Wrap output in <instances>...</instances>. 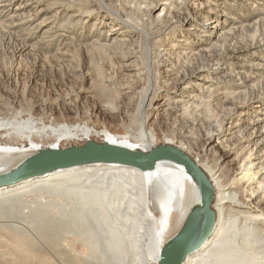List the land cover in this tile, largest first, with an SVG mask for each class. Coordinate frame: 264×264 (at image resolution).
I'll return each mask as SVG.
<instances>
[{
    "label": "rangeland",
    "instance_id": "rangeland-1",
    "mask_svg": "<svg viewBox=\"0 0 264 264\" xmlns=\"http://www.w3.org/2000/svg\"><path fill=\"white\" fill-rule=\"evenodd\" d=\"M178 1L0 0V122L28 123L41 130L43 140L52 136L50 129L65 126L104 129L147 147L173 144L199 154L208 167L219 166V184L229 187L225 192L246 201L256 195L263 212L264 171L238 178L239 162L231 163L235 155L207 150L206 134L222 124L235 103L264 92V0H190L186 9ZM208 17L211 22L202 25ZM225 47V54L214 59L220 68L206 66L188 78L193 88L173 93V98L194 95L193 107L176 117L166 110L145 120L150 89L174 87L177 74L203 68L211 53ZM228 70L232 84L207 81L225 79ZM252 104L237 112L247 119L253 109L264 111V97L261 108ZM237 142L233 136L226 144L231 148ZM251 148L264 152L259 139ZM250 181H255L252 189ZM79 233L62 238L71 263L51 254L38 263L1 242L0 264H73L74 256L85 257L93 249Z\"/></svg>",
    "mask_w": 264,
    "mask_h": 264
},
{
    "label": "bare ground",
    "instance_id": "bare-ground-1",
    "mask_svg": "<svg viewBox=\"0 0 264 264\" xmlns=\"http://www.w3.org/2000/svg\"><path fill=\"white\" fill-rule=\"evenodd\" d=\"M189 1L178 2L186 9ZM175 9H179L178 5ZM209 22L210 17L202 25ZM176 47L170 44L168 48ZM225 50L227 47L211 53L213 58L206 63L208 65L203 64V68L181 76L177 74L179 79L174 87L168 88L167 83L150 89L144 107L151 112L145 120L166 110L170 117H176L179 110L184 112L193 107L194 95L173 98V93L180 94L191 88L188 78L206 66L220 68L214 59L224 55ZM224 74L225 79L206 80H223L229 85L235 82L231 71ZM243 78L241 83L246 82L247 76L240 79ZM199 92L204 94L207 90ZM161 95L163 102L158 103ZM263 97L264 92L235 103L233 112L222 124L206 134L207 150L215 147L224 157L235 155L231 163L239 162L238 178L247 177L254 170L259 177L264 171V152L251 148L256 139L264 145V111L259 105ZM247 103L261 109H253L245 119V114H239L237 108ZM243 124L246 125L241 130ZM50 132L52 136L43 140L41 130H34L28 123L13 121L9 126L0 122V167L39 149L60 148L88 139L105 140L133 149L147 148L141 140L128 143L126 141H131L128 136L104 129L72 131L64 126L50 129ZM233 136H237L238 142L228 148L226 143ZM179 149L190 155L212 182L216 219L211 234L182 264H264V211L258 197L252 195L248 201L233 197L225 192L229 187L219 184V166L208 167L199 154ZM245 149L248 150L246 157ZM252 183L255 181L247 183L248 188H253ZM198 202L197 185L187 169L170 160L158 161L151 170L116 164L57 170L0 189V243L8 244L17 256L38 263L45 262L47 254L71 263V253L63 245L62 238L66 232H82L93 249L89 253L87 250L85 257L74 256L73 264H156L167 236L179 227L190 208Z\"/></svg>",
    "mask_w": 264,
    "mask_h": 264
},
{
    "label": "water",
    "instance_id": "water-1",
    "mask_svg": "<svg viewBox=\"0 0 264 264\" xmlns=\"http://www.w3.org/2000/svg\"><path fill=\"white\" fill-rule=\"evenodd\" d=\"M161 160L184 166L197 185L199 202L187 212L179 227L167 236L159 250L156 264H182L213 231L214 187L207 174L187 153L173 144L164 143L133 149L121 144L88 139L81 144L43 148L3 166L0 189L48 173L90 164H116L138 170H151Z\"/></svg>",
    "mask_w": 264,
    "mask_h": 264
}]
</instances>
